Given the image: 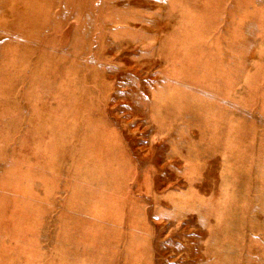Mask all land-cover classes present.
Here are the masks:
<instances>
[{"label": "rangeland", "instance_id": "374dc122", "mask_svg": "<svg viewBox=\"0 0 264 264\" xmlns=\"http://www.w3.org/2000/svg\"><path fill=\"white\" fill-rule=\"evenodd\" d=\"M0 264H264V0H0Z\"/></svg>", "mask_w": 264, "mask_h": 264}]
</instances>
